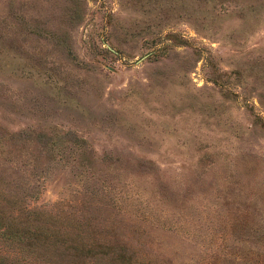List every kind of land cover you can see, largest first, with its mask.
<instances>
[{
    "label": "rangeland",
    "instance_id": "obj_1",
    "mask_svg": "<svg viewBox=\"0 0 264 264\" xmlns=\"http://www.w3.org/2000/svg\"><path fill=\"white\" fill-rule=\"evenodd\" d=\"M2 228L7 264H264V0H0Z\"/></svg>",
    "mask_w": 264,
    "mask_h": 264
},
{
    "label": "trees",
    "instance_id": "obj_2",
    "mask_svg": "<svg viewBox=\"0 0 264 264\" xmlns=\"http://www.w3.org/2000/svg\"><path fill=\"white\" fill-rule=\"evenodd\" d=\"M4 230H5V229L2 228L0 234L3 235V234H4ZM12 235H17V234H12ZM6 236L9 237V238L12 239V240H13L14 238H16V237H13V236L10 237V234H6ZM0 264H7V263L0 261Z\"/></svg>",
    "mask_w": 264,
    "mask_h": 264
}]
</instances>
